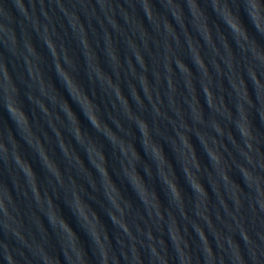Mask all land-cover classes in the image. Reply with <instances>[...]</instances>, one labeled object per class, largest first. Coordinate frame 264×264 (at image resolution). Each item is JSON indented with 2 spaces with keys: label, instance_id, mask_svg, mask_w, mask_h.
I'll return each mask as SVG.
<instances>
[{
  "label": "water",
  "instance_id": "95a60500",
  "mask_svg": "<svg viewBox=\"0 0 264 264\" xmlns=\"http://www.w3.org/2000/svg\"><path fill=\"white\" fill-rule=\"evenodd\" d=\"M6 264H264V0L193 55Z\"/></svg>",
  "mask_w": 264,
  "mask_h": 264
}]
</instances>
